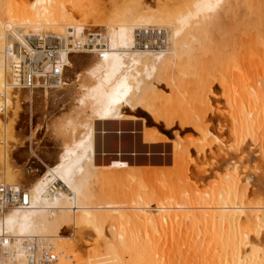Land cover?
I'll return each mask as SVG.
<instances>
[{"label":"bare ground","instance_id":"bare-ground-1","mask_svg":"<svg viewBox=\"0 0 264 264\" xmlns=\"http://www.w3.org/2000/svg\"><path fill=\"white\" fill-rule=\"evenodd\" d=\"M14 1L4 9L0 0V264H35L37 243L52 247L58 264H264V199H259L257 205L251 201L249 183L253 179L245 182L247 176L242 177V170L232 165L233 170L216 184L213 182L215 185L207 191L203 187L201 191L192 181V165L201 157L205 160L207 149L214 156L215 141L225 142L210 128L212 119L207 114L212 100H200L197 105V99L187 95L186 102L176 98L177 103L157 105L139 93L142 72L163 80L166 68L174 65L182 66L191 75L197 69L202 74L205 69L213 71L209 70L213 64L219 72L207 73H215L216 77L229 66L232 92L225 100L227 116L222 114L225 110L220 113L226 123H231L230 136L235 144L229 147L243 153L253 143H249L250 139L259 142L264 132V0H155V5H149L148 0H118L111 6L107 1L103 4V0ZM242 6L248 20L252 12L258 17V25L253 26L256 34L244 52L247 63L236 52L235 33L239 24L244 25ZM150 34L161 37L160 41L153 44L145 40ZM34 40L43 46V51L32 48ZM54 40L58 47L50 51L47 45L51 47ZM28 56L34 66L29 68L28 83L23 85L18 65ZM170 82L167 81L169 85ZM154 93L150 96L157 97ZM125 104L132 110L142 108L154 123L161 120L169 127L172 119L181 123L182 131L191 129L186 144L177 149L176 161L180 155L182 165L174 177L165 170H140L121 160L102 167L96 164V123L117 121L123 116ZM24 115L32 127L29 138L36 137L31 122L40 115V131L58 134L59 139L53 138L52 148L41 150L43 156L35 150L37 145L27 147L36 159L35 169L31 166L36 175L30 191L14 184L21 172L16 160L21 148L16 146L15 121L20 123ZM165 138L157 134L156 128L144 134L146 143L165 142ZM193 149L198 153L196 157ZM225 155L230 159L228 153ZM218 158L213 159V165L219 163ZM248 159L245 160L249 162ZM202 170L198 169L199 176L205 172ZM117 182L139 185L129 195L130 203L125 201L127 195L123 197L125 191L119 197L113 189L97 187L101 191L96 193L94 188ZM3 187L25 195L26 206L5 205L6 200L1 199ZM117 197H123L124 202L119 199L118 203ZM60 219L66 222L64 227L72 228V233L95 225L102 234L107 228L104 221L113 225L130 221L137 230L136 244L128 235L124 237L125 251L111 245L105 252L91 242L83 256H72L70 246L59 242L70 229L64 232L61 222L57 227L55 222ZM130 224L126 225L128 229Z\"/></svg>","mask_w":264,"mask_h":264},{"label":"rangeland","instance_id":"rangeland-1","mask_svg":"<svg viewBox=\"0 0 264 264\" xmlns=\"http://www.w3.org/2000/svg\"><path fill=\"white\" fill-rule=\"evenodd\" d=\"M17 1L21 2V1H24V0H16L14 2H17ZM104 1L105 2L106 1L110 2V3H108V5L110 4L109 6H111L112 3H115V1L117 2L118 0H103L102 1L103 4H104ZM11 2H12V0H3V4H4L3 8L4 9L8 8V6H9V4ZM147 2H148L149 5H155L156 1L155 0H148ZM242 8H243L242 10L244 11V25L243 24H239L238 30L236 31L237 33H235L236 34L235 36H237V38H236L237 39L236 40V42H237V51L236 52L239 55L243 56L245 63H247L248 59L245 58L244 52L246 51L247 47L251 43L252 37L256 34L257 29L256 28L253 29V28L258 25V17H257V15L254 12H252L251 17L248 20V16L246 15L245 6H242ZM242 10L240 11L241 13L243 12ZM221 11H223V10H221ZM220 16L222 17V14L219 11V17ZM218 20H220V19L218 18ZM249 21H251V25H249ZM19 30H21V29L19 28ZM57 30H60V29H57ZM161 50H165V49H161ZM222 63H223V60L221 59V64ZM211 66L212 67H210L211 69L209 68V70L213 69V71H207L208 69H205V71H206V72H204L205 75L202 74L203 71H201V73H199L200 69L199 70L197 69V72H198L199 75L195 74L197 72H195L194 74H191V75H187V73H186L187 71L182 69L181 68L182 66L178 67V65L177 66L174 65L172 67H169L170 68L169 70H171V72L174 71L172 73L169 72L168 68H166L167 70H166V74L164 76L166 78H164L163 80H161L159 78V76L156 75V74L150 75L148 72H146V73L142 72L140 77H139V79L142 81L139 93L142 96H145V97L147 96L148 100H150L151 102H157L158 103V104L156 103L157 105H166V104H168V103H170L172 101L176 102L177 101L176 98L179 99L180 101L186 102L188 100V96H189V98L191 96H194L197 99V103H196L197 105H199L201 103L200 100H206V101H211L212 100L211 103H210L211 104V106H210V108H211L210 110L211 111L208 112L210 114H207L212 119V125H211L210 128H211V131L213 132V134L216 137H218L219 139H222V140L224 139L223 142L225 141L226 143L224 142L223 144H225V145L223 146V144L219 143L218 141H215L216 145L214 144V147L216 146L214 156H217V157L219 156V158H218L219 163L218 164L220 166L217 167L218 164H216V165L214 164L213 165V163H215V161H216V160H213V159H216L217 157L216 158L214 156L212 157L211 156L212 154L209 155L210 150L207 149L208 152L206 151L207 157H205V160H204L203 157H201V159L196 162L197 165L195 164V165H192V167H191L192 172H194L193 173L194 174L193 177L195 176L194 179H192V181H194V183L199 186V189L201 191H204L206 188L207 189L205 191H207V190H209L211 188L210 186H212V185L214 186L216 184L215 183L216 181H218L222 177L224 178L225 177V173L227 174L229 171H232L233 170V168H232L233 166H234V168L237 166L239 171L242 170V172L240 173L241 176L242 177L247 176L244 179L245 182H247L248 180L253 179V181H251L249 183V184L252 183V188L254 190L253 191L252 188H251V191L253 192L252 198L254 197L253 200L251 198V201L254 202V204L257 205L258 202H259V199H264V161H263L264 160V139L262 140V136L264 135V132L263 131L261 132V130H260L261 135L259 136V134H258V136L260 137V141L259 142H258V139H257V141H255V143H254V141L252 139H250L249 143L250 142H253V143H250V147H249L250 149L247 148V150H244L243 153L236 152V151H234L232 149V146L234 147L233 144H235V142H234V139H232L231 136H230L231 135V131H230L231 130V123H226V121H224L221 118L222 114H224V116H227L226 111L228 112V107L226 105L225 100L228 99V98H226V97H228V93L232 92V87H231V85H232V83H231L232 82V77H231V73H228L229 72V70H228L229 66H227L226 72H223V73H221L219 75H217L218 74L217 73L216 74L217 76L215 77V73L213 75H210V74H212L211 72H217L218 71V69H217L218 66L214 65L215 66L214 67L213 64H211ZM173 67L175 69L178 68V71H177V69L175 71V69ZM215 69H217V70L214 71ZM207 72H209L210 74L207 73ZM155 73H157V72H155ZM227 73H228V75H227ZM171 75H172V77H171ZM177 75H178V77H177ZM221 75H223V76H221ZM190 77L193 78L194 80H191ZM195 77H198V80H196ZM202 77H203V79H201ZM164 80H166V81H164ZM169 80L172 82V83L170 82L171 85H169L167 83V81H169ZM190 81H192V83ZM175 82L178 83L180 86L181 85L183 86L182 90L185 88L184 90H187V91H180L181 89H178L179 88L177 86L178 84L176 85L177 88L175 86V88H176L175 89L173 87L175 85ZM201 83H203V84H201ZM172 84H173V86H172ZM190 84H191V86H190ZM229 87H231V89ZM227 88H228V90L229 89L230 90L226 91ZM222 90H223L224 94H223ZM153 91L155 92L154 95L157 94L158 98L155 97V96H153L155 98L150 96V95H153ZM195 98H194V100H196ZM207 99H209V100H207ZM224 110H225V112L220 114ZM122 111H121L122 115H123L122 117L117 119V121H115V122H106L105 125L106 126H112V125H116V124H118V125L122 124L123 126L127 127L126 130L128 132H130V131L131 132H135L136 137L138 138V140L141 137L144 140L145 131L151 130L152 128H156L157 129V134H161L164 137L166 136V138H165L166 141L165 142L147 143V144H150V145H155L157 147V150L155 151V153L158 154V156H156L155 159H152L151 161H148L147 158L145 160H137L136 161L137 164H146L145 166H142V167L135 166L134 162H132L130 160L128 161L129 164L131 166L137 168V169H140V170H147V169L165 170L166 172H168V174H171L172 177H174V174H178V171H179V169H180V167L182 165V159H181V157L179 155V160L176 161V159H177V149L180 146L186 144V137L189 136L190 134H192L191 129L188 127L189 129L186 128L184 131H182L183 129H180L181 128V123L178 120L174 121L172 119L169 122V127H167V125H166V123L164 121L161 122V120L158 121V123H154L153 118L151 116H149L147 113H145L144 110L142 108H140V107L139 108L137 107V109L132 110L130 108V106H127L125 104L122 107ZM212 112H213V115H212ZM214 115H215V117H214ZM143 119H145V121H143ZM221 119L223 120L222 123L218 122L219 123L218 124L217 121H220ZM31 123H32V126L33 125L35 126L34 129H35V132H36V137H34V138H31V137L29 138V135H32L31 134L32 131H30V129L32 127H31V124L29 125V121H28L27 115L23 116V118H22L20 123H16V121H15V124H18V126H17L18 132L17 133L19 135V136L17 135L18 139H16V142H17L16 146H17V148H21L18 151L19 153L17 154V159L16 160H17L19 166H21V168H20L21 172L19 173L20 175L18 176V178L14 180L15 182L14 181L13 182H14V184L20 185L22 187L23 191H30L31 190V180L36 175V173H34V171H33V169H35L34 166H35V162H36L35 160L36 159H33L34 157L30 154V151H29L28 148H30L32 145L33 146L37 145L35 147L38 150L36 148H35V150L40 152V155L43 156V154L41 153V150L43 151V150H47L49 148H52V145H54V143H53L54 139L53 138L59 140L57 138L58 134L53 136V135H49L50 133H46L45 132V134H43L40 131V130L43 129V123H41V116L40 115L38 117H36L35 120L32 121ZM54 124L51 123L50 124L51 127L54 126ZM99 124H102V123H99ZM209 124H211V123H209ZM11 125H12V123H11ZM216 127L218 128L219 131H217ZM222 128L224 129V131H223ZM50 130H52V128ZM45 131H47V128H46ZM47 132H51V131H49V128H48ZM217 132L218 133L220 132V133L218 134ZM37 135H38V137H37ZM45 137H46V139H45ZM129 137H132V136H129ZM41 138L44 139V140L42 141ZM51 138H52V140H51ZM50 140H51V142H50ZM144 142H145V140H144ZM257 142H258L259 146L256 145ZM260 142L263 143L262 147H261ZM231 143H233V144H231ZM29 144H31V146ZM253 144H255V145H253ZM218 145H220V146H218ZM229 145H232V146L229 147ZM221 146H223V147H221ZM225 146L229 147V149L225 148ZM40 147H41V149H40ZM44 147H45V149H44ZM219 147H220V149L225 150L224 151L225 154L226 153L229 154L230 159H232L234 157L233 161H235V163H237V164L236 165H234L235 163L232 164L231 163L232 160L228 159V157H227L228 155L226 156L224 154V152H221ZM216 151H217V153H216ZM192 152L194 154L193 157H196L198 155V153L194 149L192 150ZM229 152H231L232 154L229 153ZM233 152H236L237 154L236 153L233 154ZM252 152H254V153H252ZM195 154H196V156H195ZM221 154H222V158H220ZM243 155H245V156H243ZM247 156H248V158L250 160L247 158ZM243 157H245V158H243ZM129 158L130 157H122V160H121L118 157L117 158L114 157L113 161H115V160L126 161L124 159L128 160ZM224 158H227V160L224 159ZM239 159H240V161L242 160L240 162L241 165H238V164H240V163H238ZM243 159L244 160L248 159L250 164H249V162H247V160L244 161ZM30 162H32V163H30ZM207 164H208V166H207ZM242 164L244 166H242ZM31 166H32L33 169L31 168ZM227 168H228V170H227ZM248 168H249V170H248ZM255 168H256V170H255ZM198 169L199 170L203 169L202 171H205V172L201 173L203 175H201V176L198 175V173H199ZM211 169H213V170H211ZM245 169L248 170V172ZM250 172L251 173L253 172L254 175H253V173L251 174ZM204 175H206V176H204ZM207 175H209V176H207ZM202 183H203V185L205 187L202 185ZM104 184L105 185H103V183H102L101 186H100V184H97L98 186L96 185V187H94L95 190H96V193L100 192L101 190H103L105 188H108V189H111V190L113 189L115 195L116 196L119 195V197H121L125 193H127V194H125L123 196V197H126V195H127V199H128L130 194L132 195V193H135L136 190L139 188L138 187L139 185L138 186L137 185L133 186V184H131V183H128V184H130L132 187H135V189L133 188L134 190L132 189V187H129V185L127 183H123L124 185L122 184V182L121 183L120 182L119 183L118 182L114 183V185L113 184H109V183H104ZM208 185H209V188H208ZM136 187H138V188H136ZM202 187H203L204 190H202ZM96 188L97 189H101V190L98 191ZM130 189H132L133 192ZM121 191H123V192L125 191L124 194ZM119 197H117L118 200L121 199L122 202L119 200L118 203H120V202L123 203L124 202L123 199H122L123 197L122 198H119ZM124 199H126V198H124ZM125 201H126L127 204L130 203V199L125 200ZM128 206L132 207V204H130ZM61 216H64V213L63 214L61 213ZM59 222L63 223L62 228H63L64 232L67 231L70 228L68 233H64L63 239L60 240L59 242L61 244H66V245L70 246L69 254L72 255V256H74L75 254H79V255L83 256L84 255V251H86V249H87L85 247H87V245H90L91 242H92L91 245H98V246L102 247L105 252H108L110 250V246L111 245H115L116 247L121 248L123 250L124 249L123 244H125L124 239L127 240V238L129 236H130L129 238H132L130 240V242H133L134 239L137 238L136 237L137 230L134 229V227H133L135 225L133 224V222H131V224H130V221H127L124 224L120 223V224H117V225H113V223L109 222V221H104L105 227H107V228H105V230L103 232L104 234H102L100 232L99 228L97 229V227L95 225H91L90 227H88L89 230H85L84 228L80 227L75 233H72L73 231L71 230L72 228L70 226L68 227L67 225H65V227H64V224L66 222H64V221L62 222L61 219L58 220V223ZM58 223L55 222V225L57 224V227L58 226L60 227L61 225H60V223L58 225ZM70 223H71V225H76L73 221H71ZM127 224L131 225V226L129 225V227H130L129 229L131 230L129 232H126V231L129 230L128 227H126ZM131 227H133V228L131 229ZM135 230H136V232H135ZM124 232L127 233L126 234L127 236L125 235ZM106 237H107V239H106ZM124 237H127V238H124ZM190 237L192 238V235ZM81 241L82 242L84 241V242L82 243ZM128 241H127V244L130 243ZM135 242L136 241H134L133 243L136 244ZM34 244H36V242H34ZM36 245L37 246H35V251H34L35 253L33 252L34 255H38V257H36V259L33 258L36 261L35 264H37L38 262H41L39 264H58L59 263L58 257L55 255L52 247H50V248H49V246H46L48 248L42 247V246H39L38 243ZM81 249H83V250H81ZM125 249H126V246H125ZM123 251H125V250H123ZM29 259H31V258H29ZM127 260H129L128 257H126V261Z\"/></svg>","mask_w":264,"mask_h":264},{"label":"crops","instance_id":"crops-1","mask_svg":"<svg viewBox=\"0 0 264 264\" xmlns=\"http://www.w3.org/2000/svg\"><path fill=\"white\" fill-rule=\"evenodd\" d=\"M102 123V124H99ZM106 122L96 123L95 131V162L98 166L109 165L114 157L122 160V157H130L137 167L146 164H137V160L148 161L155 159L157 147L144 142L143 138L136 137L135 132H128L122 124L106 126ZM132 136V137H129ZM129 163V162H128Z\"/></svg>","mask_w":264,"mask_h":264},{"label":"built area","instance_id":"built-area-1","mask_svg":"<svg viewBox=\"0 0 264 264\" xmlns=\"http://www.w3.org/2000/svg\"><path fill=\"white\" fill-rule=\"evenodd\" d=\"M159 35H161V34H159ZM153 36H156V38H154ZM157 39H158V41H160L161 37H157L156 34H154V35L150 34V35L147 36V38H145V40L152 41L153 44L158 42ZM53 42H55V44L51 45V47H50V45H47V49L50 50V51L52 50L51 48H53V47L57 48L58 47L57 41L54 40ZM31 43H32V48L33 49L37 48L38 51H43V46L39 45L35 40L33 42H31ZM37 46H40L41 48L37 47ZM56 48L54 50H57ZM33 62H34V60L32 61L31 57L28 56L27 60H25L24 62L19 63V65H18V73H19V75L21 77V81H22L23 85H26L28 83V79L30 77V74L28 73V71H29V68L31 66H34ZM39 66L40 67L42 66L41 62L39 63ZM1 193H2V195H4V197L1 198V199H5L6 200L5 205L11 206V207H14V206L21 207L22 205L26 206L25 195H22L20 192H16L11 187H3V188H1Z\"/></svg>","mask_w":264,"mask_h":264}]
</instances>
